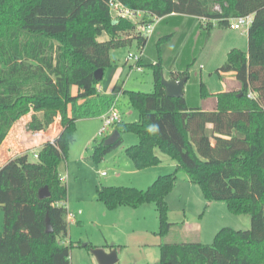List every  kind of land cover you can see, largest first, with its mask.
<instances>
[{
  "label": "trees",
  "instance_id": "obj_1",
  "mask_svg": "<svg viewBox=\"0 0 264 264\" xmlns=\"http://www.w3.org/2000/svg\"><path fill=\"white\" fill-rule=\"evenodd\" d=\"M109 1L0 0V148L23 117H28L31 138L55 123L60 127L53 140L40 147L35 162L15 152L0 167V264H71V247L65 243L67 190L58 166L73 137L74 111L87 117L104 115L112 103L97 94L100 81L94 73L112 66V50L135 41L141 51L147 43L138 24L111 19ZM115 1L149 17L145 25L171 15L196 18L207 37L215 27L229 28L231 20L252 15L247 52L230 50L215 71L217 76L232 73L238 90L210 93L201 83L200 101L212 99L213 106L190 107L184 97L165 95L161 64L155 63L151 92H123L138 121H120L112 127L120 133L118 141L104 147V137L95 148L103 155L121 145L123 133H133L138 145L126 153L137 170L158 167L165 155L199 186L206 202L225 203L231 214L249 218V228H222L209 245L164 243L177 226L167 220L166 205L176 173L157 177L145 191L99 188L98 201L107 210L155 204L162 239L159 264H264V0ZM103 34L107 39L99 41ZM182 77L188 80L186 70L171 74L173 79ZM147 123L159 124L160 134L149 136ZM18 137L22 141L16 149L24 143V136ZM25 147L26 152L36 149ZM43 187L49 196L39 199Z\"/></svg>",
  "mask_w": 264,
  "mask_h": 264
},
{
  "label": "rangeland",
  "instance_id": "obj_2",
  "mask_svg": "<svg viewBox=\"0 0 264 264\" xmlns=\"http://www.w3.org/2000/svg\"><path fill=\"white\" fill-rule=\"evenodd\" d=\"M149 19L141 15L131 22L138 24L137 31L144 33ZM151 20L154 22L153 18ZM197 21L200 24L201 21ZM197 21L174 18L159 21L157 36H153L156 45L150 41L148 50L142 52L140 63L143 66H140V72L125 63L128 53L136 54L140 51L135 41L133 46L111 51L110 56L116 60L115 66L112 64L113 71L106 72L105 78L110 81V75L115 72L118 76L117 84L105 103H115V109L123 123L137 122L138 112L129 105L126 94L118 93L123 90L151 92L153 72L150 65L155 63L161 64L160 72L164 79L168 77L167 70L181 67L188 72L184 98L190 107L198 106L209 110L213 106L212 99L204 104L200 101L201 83L210 93L238 90V83L232 73L217 76L215 71L226 62L230 50L247 52V29L237 31L215 27L207 37ZM157 24L153 23V30ZM157 42L160 44L157 45ZM74 115L76 121L73 137L58 166L62 183L67 190L65 208L75 214L72 223H67L68 239L65 241L71 247V264H98L91 251L103 249L108 252L112 245L117 255V264H159V245L162 239L159 236L155 204H142L136 208L121 206L107 210L98 201V189L102 187L145 191L157 177L176 173L177 179L166 197V205L167 220L178 227L170 231L164 243H190L198 239V243L209 245L222 228L243 231L249 228L246 222L229 212L225 203L206 202L199 186L189 182L165 155L158 167L137 170L126 153L128 148L138 145L137 137L131 132L121 135L122 143L119 147L99 155L95 148L102 140L99 136L100 122L93 116L87 117L84 112L74 111ZM27 120V116L23 117L14 127L17 133L24 136L23 147L16 149V153H26L29 162L33 163L36 161L33 153L38 150H25L26 145L33 143V138L28 137L26 130ZM185 225H190V228ZM2 228L3 213L0 211V231Z\"/></svg>",
  "mask_w": 264,
  "mask_h": 264
},
{
  "label": "crops",
  "instance_id": "obj_3",
  "mask_svg": "<svg viewBox=\"0 0 264 264\" xmlns=\"http://www.w3.org/2000/svg\"><path fill=\"white\" fill-rule=\"evenodd\" d=\"M167 18H174V19H180V20H183V19H186V21H193V20H198L196 18H192V17H187V16H177V15H171ZM163 19H160V22L163 21ZM159 22V23H160ZM157 24L155 25V28L152 32V34L150 35V37L147 38V43L144 45L143 49H142V52L144 53V51L148 50V47L150 45V41H155V38H153L154 35H156V28L160 25V24ZM198 23V26L199 28L201 29V26L199 24V22L197 21ZM157 36V35H156ZM107 39V35L103 34L102 36H100L98 38L99 41H104ZM160 42H157V45L159 44ZM155 44V42H154ZM134 44L132 43V46ZM137 45V44H136ZM156 45V44H155ZM111 59H112V64L113 66H115V63L114 61H116L115 59L112 58V56H110ZM127 57V55H126ZM144 57V56H143ZM141 62H142V59H141ZM125 63L126 65H128L129 67L132 68V62H127V59L125 58ZM143 64V63H142ZM151 64V63H150ZM143 66V65H142ZM151 66V65H150ZM112 66L110 67V69H108L107 71H103V75H102V78L100 80V82L96 85V92L97 94L101 97V98H104L106 100V98L111 94L112 90L114 89V87L116 86L117 84V73H113L110 75L109 77V80L110 81H106V78H105V75H106V72L108 71H113L112 70ZM168 72V77L166 78L167 79H173L171 78V74H178V73H181L183 72V69L181 67H178V69H173V70H167ZM105 82H108V84L104 85L103 83ZM187 83V82H186ZM186 86V84H185ZM185 86H184V95L183 97H185ZM123 88V87H122ZM71 92L72 94H75L77 92V90L75 88H72L71 89ZM123 92H125L124 90L119 92L118 94L121 93V95H123ZM203 104L206 102L204 101H201ZM84 101H79V105L83 104ZM205 106V105H204ZM211 108V107H210ZM209 108V109H210ZM204 109H207V108H204ZM208 110V109H207ZM71 113V108H69V114ZM102 116V115H101ZM101 116L98 115L96 117H94L96 119V121H99L100 124H101ZM53 127V128H52ZM60 131V127L55 123L53 124L45 133H41V134H38V135H35L33 136V143H31L30 145L34 148H36L37 150L40 149V147L45 144L46 142H51L53 140V138L59 133ZM114 131V129L112 128L111 130L108 131V133L106 134L105 137H108L112 134V132ZM19 133L16 132V130H11L9 132V134L7 135L5 141L3 142L1 148H0V167L11 157H14L15 156V152H16V148L19 147V144L21 143L22 141V138H19ZM19 139V140H18ZM161 159L163 160L164 158L161 156ZM240 219H242L244 222L247 223L248 227H249V218L248 217H241ZM172 223V222H171ZM174 224V223H173ZM186 227H189L190 228V225H185ZM178 226H176L175 228H177ZM173 228V229H175ZM172 229V230H173ZM198 241V239H197ZM114 245L111 246V248H113ZM110 251V250H109Z\"/></svg>",
  "mask_w": 264,
  "mask_h": 264
},
{
  "label": "built area",
  "instance_id": "obj_4",
  "mask_svg": "<svg viewBox=\"0 0 264 264\" xmlns=\"http://www.w3.org/2000/svg\"><path fill=\"white\" fill-rule=\"evenodd\" d=\"M109 12L110 17L112 20H116L118 18H124L128 20L135 19L141 15H143L141 12L138 11H132L122 4L118 3L115 0L109 1ZM153 21L156 22V24L160 21L158 18H153ZM204 22V20H202ZM147 24L145 26V32H140L141 35L146 36L148 38L149 34L153 30V23ZM252 23V15H248L245 17H238L230 21L229 28L232 30H245L248 29L249 26ZM142 31V30H141ZM142 55V51L139 53H128L127 54V62H132V68H134L137 72L141 71L140 66H138V63L140 62ZM121 121V118L118 114V112L115 109V103L111 104L108 108L107 112L101 116V127L99 130V136L104 138L109 130L112 129V127L116 124H118ZM33 157L35 160H37V153H33ZM75 218V214L73 212H69L66 209V221L67 223H72V221Z\"/></svg>",
  "mask_w": 264,
  "mask_h": 264
},
{
  "label": "water",
  "instance_id": "obj_5",
  "mask_svg": "<svg viewBox=\"0 0 264 264\" xmlns=\"http://www.w3.org/2000/svg\"><path fill=\"white\" fill-rule=\"evenodd\" d=\"M103 75V70H97L94 73V77L96 80L100 81ZM187 82L186 77H182L180 79H164L162 76V73L160 72V83L164 88V93L167 97L172 99H179L183 98L184 95V86ZM120 138V133L116 130L112 132L110 136H108L103 141V146H112L114 145L118 139ZM49 196L47 188L43 187L38 192V198L39 199H45ZM45 228L46 232H51V226L49 223L48 218L45 219ZM93 256L95 257L98 264H117V255L114 249H111L110 251L106 252L103 249H94L91 251Z\"/></svg>",
  "mask_w": 264,
  "mask_h": 264
},
{
  "label": "clouds",
  "instance_id": "obj_6",
  "mask_svg": "<svg viewBox=\"0 0 264 264\" xmlns=\"http://www.w3.org/2000/svg\"><path fill=\"white\" fill-rule=\"evenodd\" d=\"M145 132L149 136H158L160 134V126L157 123H147L145 125Z\"/></svg>",
  "mask_w": 264,
  "mask_h": 264
}]
</instances>
